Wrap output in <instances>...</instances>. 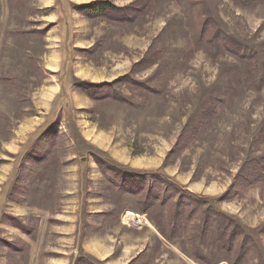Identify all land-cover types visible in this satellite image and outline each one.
I'll use <instances>...</instances> for the list:
<instances>
[{
    "label": "rangeland",
    "instance_id": "374dc122",
    "mask_svg": "<svg viewBox=\"0 0 264 264\" xmlns=\"http://www.w3.org/2000/svg\"><path fill=\"white\" fill-rule=\"evenodd\" d=\"M96 1L0 0V264H233L201 213L165 238L174 202L143 212L124 170L228 214L264 264V0Z\"/></svg>",
    "mask_w": 264,
    "mask_h": 264
},
{
    "label": "trees",
    "instance_id": "16d2710c",
    "mask_svg": "<svg viewBox=\"0 0 264 264\" xmlns=\"http://www.w3.org/2000/svg\"><path fill=\"white\" fill-rule=\"evenodd\" d=\"M77 8L81 13L85 12L87 15H108L118 9L114 3L108 0L84 3L78 5ZM218 36L223 37V34ZM225 43L230 44L229 42ZM86 83L87 81L83 84L86 85ZM89 84L88 87L91 89L89 92H93V88L99 87L94 83ZM100 166H102L101 163ZM103 170L106 171L105 167ZM114 177L116 176L114 175ZM116 181V186L124 193L143 198L141 210L145 213H149L150 207L157 205L162 209L169 202H174L173 216L169 221L171 231H163L164 237L171 241L180 237L181 230L185 227L183 222L191 221L201 213L204 235L206 231L208 233L212 231L218 239L220 247L231 255L230 260L233 264H242L253 253H261L256 238L247 233L241 223L216 208H201V201L192 197L191 194L185 193L180 187L165 181V178L163 179L160 174L140 172L132 174L124 170ZM201 255L203 260L204 256ZM201 258H197V260L206 264L200 260Z\"/></svg>",
    "mask_w": 264,
    "mask_h": 264
}]
</instances>
